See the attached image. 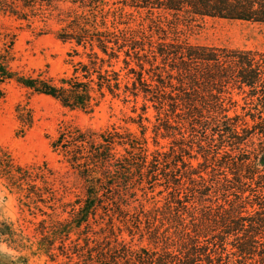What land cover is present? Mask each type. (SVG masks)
<instances>
[{
  "label": "trees",
  "instance_id": "16d2710c",
  "mask_svg": "<svg viewBox=\"0 0 264 264\" xmlns=\"http://www.w3.org/2000/svg\"><path fill=\"white\" fill-rule=\"evenodd\" d=\"M206 18L264 25V0H0V84L85 115L119 100L137 129L62 121L72 184L0 145V264H264V51L192 42ZM24 28L71 44L70 73L15 68Z\"/></svg>",
  "mask_w": 264,
  "mask_h": 264
},
{
  "label": "rangeland",
  "instance_id": "374dc122",
  "mask_svg": "<svg viewBox=\"0 0 264 264\" xmlns=\"http://www.w3.org/2000/svg\"><path fill=\"white\" fill-rule=\"evenodd\" d=\"M200 26L197 34L191 38L194 43L264 51V25L206 18L200 22ZM70 51L71 44L56 39L53 33L38 35L37 30L24 28L18 31L14 44V67L24 73L47 71L52 76L69 74L72 68L68 63L70 59L68 52ZM77 59L74 57V60ZM0 90L3 92L0 97V145L7 147L12 155L23 164L46 161L56 171V175L59 178L63 177V180L69 184L74 182V176L65 174V164L60 163L59 156L51 151L47 138L48 135L56 134V129L62 121L73 120L80 126L95 128L115 124L137 131L135 125L123 121L126 114H132L129 107L124 106L119 100L109 102L107 98L92 115H85L81 112L63 109L49 97L29 94L14 82L1 83ZM235 91L231 93L232 98L241 103V96ZM19 103L26 104L33 112V124L24 135L16 133L19 124L15 107ZM149 112L152 111L149 110ZM149 146L152 147L151 141H149ZM3 190L5 189L0 185L1 197ZM65 198L67 200L73 196L69 195ZM5 205L11 219L22 227L25 233L30 234L29 227H26L28 224L24 220L32 217L20 211L16 197L8 194ZM44 259V257L35 256L31 258V262L32 264H44Z\"/></svg>",
  "mask_w": 264,
  "mask_h": 264
}]
</instances>
